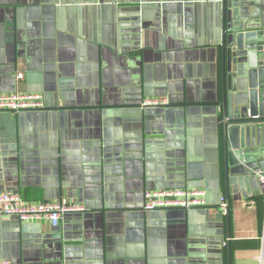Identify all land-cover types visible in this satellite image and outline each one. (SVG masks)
<instances>
[{"label": "crops", "instance_id": "crops-1", "mask_svg": "<svg viewBox=\"0 0 264 264\" xmlns=\"http://www.w3.org/2000/svg\"><path fill=\"white\" fill-rule=\"evenodd\" d=\"M224 21L264 30V0H0V94L46 104L0 112V191L85 207L58 227L0 216V260L264 264V192L227 194L218 160ZM175 188L208 207L144 210Z\"/></svg>", "mask_w": 264, "mask_h": 264}, {"label": "water", "instance_id": "water-1", "mask_svg": "<svg viewBox=\"0 0 264 264\" xmlns=\"http://www.w3.org/2000/svg\"><path fill=\"white\" fill-rule=\"evenodd\" d=\"M239 26L224 21L221 41L224 88L217 151L229 195L255 185L264 192L259 177L264 176V30ZM42 155L51 153L43 151ZM229 217L228 207V236Z\"/></svg>", "mask_w": 264, "mask_h": 264}, {"label": "built area", "instance_id": "built-area-1", "mask_svg": "<svg viewBox=\"0 0 264 264\" xmlns=\"http://www.w3.org/2000/svg\"><path fill=\"white\" fill-rule=\"evenodd\" d=\"M18 80L24 79V74L17 75ZM166 104L165 100L157 98L146 99L145 107H157ZM44 95L33 92H13L0 94V112H35L45 110ZM260 181L264 183V176L260 175ZM144 210H192L206 209V192L199 188H175L155 189L144 193ZM228 204L225 198H221L219 211L226 214ZM85 207L69 201L58 202H29L20 194L12 192L0 193V216L17 218L23 223H37L49 221L53 227L60 225L61 217L67 213H82ZM0 264H13L9 260H0Z\"/></svg>", "mask_w": 264, "mask_h": 264}]
</instances>
